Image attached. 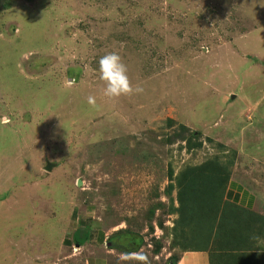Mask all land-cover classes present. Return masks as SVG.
Instances as JSON below:
<instances>
[{"label":"rangeland","instance_id":"374dc122","mask_svg":"<svg viewBox=\"0 0 264 264\" xmlns=\"http://www.w3.org/2000/svg\"><path fill=\"white\" fill-rule=\"evenodd\" d=\"M110 52L142 93L103 95ZM216 156L264 217V0H0V264H84L95 249L70 229L86 206L172 264L196 238L168 171ZM246 224L241 260L264 264V226ZM222 253L213 264H231ZM123 254L108 264H138Z\"/></svg>","mask_w":264,"mask_h":264},{"label":"trees","instance_id":"16d2710c","mask_svg":"<svg viewBox=\"0 0 264 264\" xmlns=\"http://www.w3.org/2000/svg\"><path fill=\"white\" fill-rule=\"evenodd\" d=\"M181 130L188 127L181 124ZM198 134L191 133L189 137L182 136L188 148L199 147L201 141L197 140ZM194 138V140H193ZM169 180L175 179L177 206L173 209L178 218L177 222L183 227H190L194 232L195 247L191 250H212L223 252L222 255L231 264H243L242 257L249 256L251 243L249 227L246 223L259 218L260 226L257 229L262 233L264 217L257 212L243 208L237 203L222 202L228 182L230 181V170L219 158L212 157L199 164L187 165L174 176L173 170L168 171ZM172 183L169 184V188ZM237 209V210H236ZM232 219L227 220L229 213ZM234 212V215H233ZM246 216L243 224L237 222L238 216ZM242 218V217H241ZM240 224V227H239ZM261 228V229H260ZM134 232V231H133ZM130 230L121 229L108 236L110 247L123 253L137 251L140 240ZM184 232V230H182ZM226 235L228 236V239ZM235 235H238L235 238ZM224 239H220L221 237ZM213 240H216L213 242ZM184 251L190 250L185 246ZM244 256V257H245ZM213 264V260L211 261ZM255 264H258L255 262ZM260 264V263H259Z\"/></svg>","mask_w":264,"mask_h":264},{"label":"crops","instance_id":"0c3cea01","mask_svg":"<svg viewBox=\"0 0 264 264\" xmlns=\"http://www.w3.org/2000/svg\"><path fill=\"white\" fill-rule=\"evenodd\" d=\"M226 189L227 196L231 201L243 208L256 211V199L254 195L241 184L230 180ZM89 210H91L90 207L87 208L86 206L82 209L81 215L79 214L78 218L73 219L70 229L71 239L73 240L71 246H74L73 248L77 252H80L85 247L83 243L87 241L88 244L90 243L88 247L95 249V253L89 250L86 253L84 264H108V255L114 252V248L110 247V243L107 240L109 233L102 227L100 220L96 216H93ZM84 238L86 239L85 241H83ZM75 241H78L76 245H74ZM99 248L102 251L96 253ZM211 253L212 250L210 253L208 250H186L172 264H211V261L215 260L210 256ZM258 262H260L259 259Z\"/></svg>","mask_w":264,"mask_h":264},{"label":"clouds","instance_id":"9594fccd","mask_svg":"<svg viewBox=\"0 0 264 264\" xmlns=\"http://www.w3.org/2000/svg\"><path fill=\"white\" fill-rule=\"evenodd\" d=\"M100 79L105 83L103 95L109 99H116L120 96L140 94L143 88L132 87L127 75V66L122 62V57L117 52H110L102 56L99 61ZM88 103L95 106V98L88 97ZM124 260H135L138 264H150L147 255L140 252L124 253Z\"/></svg>","mask_w":264,"mask_h":264},{"label":"water","instance_id":"95a60500","mask_svg":"<svg viewBox=\"0 0 264 264\" xmlns=\"http://www.w3.org/2000/svg\"><path fill=\"white\" fill-rule=\"evenodd\" d=\"M52 165H53L52 163L47 162L46 165H45V169H46V170H50L51 167H52ZM109 245H110V244H109Z\"/></svg>","mask_w":264,"mask_h":264}]
</instances>
